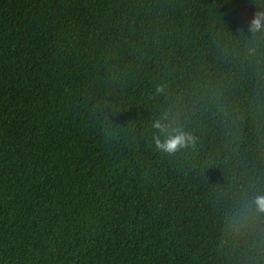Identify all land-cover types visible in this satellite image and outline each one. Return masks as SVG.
I'll return each instance as SVG.
<instances>
[{
  "label": "trees",
  "instance_id": "1",
  "mask_svg": "<svg viewBox=\"0 0 264 264\" xmlns=\"http://www.w3.org/2000/svg\"><path fill=\"white\" fill-rule=\"evenodd\" d=\"M262 11L0 0V264H264Z\"/></svg>",
  "mask_w": 264,
  "mask_h": 264
},
{
  "label": "clouds",
  "instance_id": "2",
  "mask_svg": "<svg viewBox=\"0 0 264 264\" xmlns=\"http://www.w3.org/2000/svg\"><path fill=\"white\" fill-rule=\"evenodd\" d=\"M249 30L253 33L264 32V11L255 13L249 23ZM154 127H161L159 123L154 124ZM185 134L180 131H175L173 134L167 136L161 143L157 140V148L166 152H174L178 147H183L185 144ZM254 204L258 212H264V196H256Z\"/></svg>",
  "mask_w": 264,
  "mask_h": 264
}]
</instances>
